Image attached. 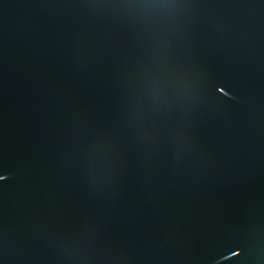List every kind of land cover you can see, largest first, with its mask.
Segmentation results:
<instances>
[{
  "label": "water",
  "instance_id": "water-1",
  "mask_svg": "<svg viewBox=\"0 0 264 264\" xmlns=\"http://www.w3.org/2000/svg\"><path fill=\"white\" fill-rule=\"evenodd\" d=\"M0 264H264V0H0Z\"/></svg>",
  "mask_w": 264,
  "mask_h": 264
}]
</instances>
